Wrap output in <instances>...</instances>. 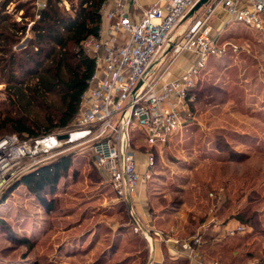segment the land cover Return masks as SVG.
Returning a JSON list of instances; mask_svg holds the SVG:
<instances>
[{
	"label": "rangeland",
	"instance_id": "rangeland-1",
	"mask_svg": "<svg viewBox=\"0 0 264 264\" xmlns=\"http://www.w3.org/2000/svg\"><path fill=\"white\" fill-rule=\"evenodd\" d=\"M38 1L14 0L7 8L17 22L30 14L23 21L27 32L9 47L17 60L30 50L29 29L39 18ZM19 5L24 10L17 13ZM70 6L68 0L60 4L67 11ZM261 18L264 21V13ZM221 43L224 53L212 57L198 76L191 116L166 145L156 146V163L145 190L152 216L174 218L184 240L213 222L202 234L208 261L264 264V26L231 25L222 31ZM2 54L0 118L18 112L14 101L20 105L9 81L17 66L1 71L9 60V54ZM29 112L39 119L45 115L36 107ZM66 154L72 157L66 176L52 195L43 194L53 210L23 185L0 203V264H145L147 240L132 229L128 205L115 197L89 148H70ZM59 156L57 151L50 160ZM144 162L140 154V166ZM214 223L221 230L214 231ZM238 224L246 230L228 235L226 228Z\"/></svg>",
	"mask_w": 264,
	"mask_h": 264
},
{
	"label": "built area",
	"instance_id": "built-area-1",
	"mask_svg": "<svg viewBox=\"0 0 264 264\" xmlns=\"http://www.w3.org/2000/svg\"><path fill=\"white\" fill-rule=\"evenodd\" d=\"M199 1L157 0L140 8L138 14H132L124 0H115L111 10L105 2L100 8L99 33L82 44L95 68L69 128L35 139L17 135L2 138L0 193L18 176L52 159L55 152L63 155L70 148L87 146L94 166L115 197L128 205L135 232H141L150 244L153 235L168 242L162 231L142 230L134 204L140 185L152 177L156 146L166 145L191 116L189 106L194 101L198 76L212 57L225 51L221 36L226 26H264V0H211L204 6L205 13L193 19L198 11L190 18L191 25L177 35ZM45 6L46 1H38L39 9ZM219 10L228 19L224 29L215 30L211 23ZM185 53L195 54L193 64L183 75L166 79ZM64 135L68 137L60 139ZM140 154L145 156L143 172ZM212 223L203 224L190 239L176 242L190 264H219L202 254V234L209 231ZM212 228L221 230L219 223ZM245 230L242 224L226 228L230 236Z\"/></svg>",
	"mask_w": 264,
	"mask_h": 264
},
{
	"label": "trees",
	"instance_id": "trees-1",
	"mask_svg": "<svg viewBox=\"0 0 264 264\" xmlns=\"http://www.w3.org/2000/svg\"><path fill=\"white\" fill-rule=\"evenodd\" d=\"M64 0H46V6L39 10V18L34 20L29 31L30 50L24 51L23 58L9 47L19 35L28 30L25 19L17 22L7 8L14 0H3L0 5V51L9 54L2 70L7 72L13 66L17 74L9 77L14 86L20 105L18 112H8L0 118V138L5 133H13L21 139L48 136L69 128L76 115L80 98L87 88L95 62L83 50V42L99 33L102 25L101 6L107 0H68L70 10L60 4ZM24 10L19 5L16 12ZM16 56V58H15ZM4 61V58H3ZM56 101L52 102L51 98ZM15 107V106H14ZM36 107L45 112L43 119L31 117L29 110ZM71 154L59 156L36 166L10 182L0 193V203L17 187L23 185L49 210L53 203L43 197L52 195L59 182L71 167Z\"/></svg>",
	"mask_w": 264,
	"mask_h": 264
},
{
	"label": "crops",
	"instance_id": "crops-1",
	"mask_svg": "<svg viewBox=\"0 0 264 264\" xmlns=\"http://www.w3.org/2000/svg\"><path fill=\"white\" fill-rule=\"evenodd\" d=\"M44 1V0H41ZM108 9L111 10L115 6V0H107ZM157 0H124L127 3L129 11L132 14H138L140 8H147L154 4ZM228 19L227 14L223 10H219L213 20L212 27L216 29H224L225 22ZM192 19L187 20L177 31V35L181 31L185 30L192 23ZM224 26V27H223ZM223 27V28H222ZM229 27V26H226ZM196 56L193 53H185L181 58L178 59V63L174 64L171 70L166 75V79L172 80L184 74V72L193 64ZM140 171H144V167H140ZM146 184L140 185L138 189L137 197L134 200L136 210L138 212V222L142 225V230L153 229L162 231L168 242H164L160 237L154 236L152 238V244L147 241L148 255L145 260V264H167V259L173 264H190L189 261L182 256L181 247L176 244L177 241L183 242L184 239L181 237L180 232L183 228L181 225L174 224V218L165 220L166 216L163 214L160 217H153L150 207V201L146 195ZM161 218V219H160ZM136 220V219H135ZM160 220H165L166 223L158 225ZM137 221V220H136ZM182 221V220H181ZM135 228V224L133 228ZM142 234V233H141ZM182 234V233H181ZM203 256L206 258L205 253L202 251ZM207 259V258H206Z\"/></svg>",
	"mask_w": 264,
	"mask_h": 264
},
{
	"label": "water",
	"instance_id": "water-1",
	"mask_svg": "<svg viewBox=\"0 0 264 264\" xmlns=\"http://www.w3.org/2000/svg\"><path fill=\"white\" fill-rule=\"evenodd\" d=\"M211 0H200L197 5L191 10V12L188 14L187 19L194 16L199 10H201L205 5H207ZM68 136L64 135L61 136L60 139H66Z\"/></svg>",
	"mask_w": 264,
	"mask_h": 264
}]
</instances>
